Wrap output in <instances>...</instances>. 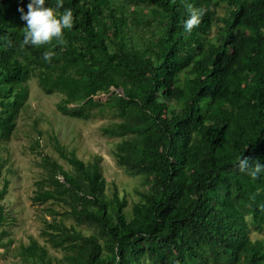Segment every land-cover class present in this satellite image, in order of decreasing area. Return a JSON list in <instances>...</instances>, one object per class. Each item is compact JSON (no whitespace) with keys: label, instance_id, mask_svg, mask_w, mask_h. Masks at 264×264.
<instances>
[{"label":"trees","instance_id":"16d2710c","mask_svg":"<svg viewBox=\"0 0 264 264\" xmlns=\"http://www.w3.org/2000/svg\"><path fill=\"white\" fill-rule=\"evenodd\" d=\"M28 2L0 0V145L35 80L45 95L62 97V115L109 119L100 130L116 141L117 165L147 189L127 213L126 198L106 195L100 158L86 164L56 139L72 171L39 153L47 176L33 200L64 208L50 211L41 232L63 256L33 240L25 260L264 264V174L253 180L237 168L242 155L264 162V0H46L72 9V29L62 42L21 46L18 8L26 12ZM189 4L205 13L190 33ZM101 94L106 101L96 100ZM9 188L5 179L0 227L10 218L1 205Z\"/></svg>","mask_w":264,"mask_h":264},{"label":"rangeland","instance_id":"374dc122","mask_svg":"<svg viewBox=\"0 0 264 264\" xmlns=\"http://www.w3.org/2000/svg\"><path fill=\"white\" fill-rule=\"evenodd\" d=\"M224 14L225 7H222L219 15ZM29 92V99L19 115L12 138L0 145L3 177L0 190L5 179L10 182L9 194L1 203L10 218L0 227L3 245L0 246V264H30L23 256V248L33 240L44 247L50 257L61 259L63 256L61 251L53 249L42 238L41 232L45 228V220L52 218L50 211L62 213L64 208L50 202L35 204L33 200L38 183L47 176L39 153L57 161L66 171H72V167L57 152L56 139L86 164L100 158L101 172L107 181L106 195L113 198L117 191L120 198H126L127 213L131 214L132 207L141 200L139 193L147 189L143 177H132L117 165L112 155L116 141L104 137L100 130L110 123L109 119L82 121L62 115L57 109L62 97L58 94L45 95L35 80L29 82ZM107 98V95L101 94L96 100L106 101ZM38 140L40 150L36 147ZM71 224L72 221L66 222L68 226ZM76 228L86 235L92 233L87 227Z\"/></svg>","mask_w":264,"mask_h":264},{"label":"clouds","instance_id":"9594fccd","mask_svg":"<svg viewBox=\"0 0 264 264\" xmlns=\"http://www.w3.org/2000/svg\"><path fill=\"white\" fill-rule=\"evenodd\" d=\"M26 7V12L23 7L18 8L21 13L20 19L25 22L21 46L46 45L53 40L62 42L64 30H71L73 27L74 17L71 8H65L61 12L59 3L54 8L46 6V0H29ZM204 14L203 8H193L189 4L188 16L183 21V30L190 33L200 24ZM53 54L51 50L44 51L43 59L46 62L50 61ZM237 168L253 180L264 174V162L259 159L251 160L243 155L238 158Z\"/></svg>","mask_w":264,"mask_h":264}]
</instances>
